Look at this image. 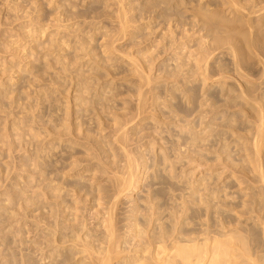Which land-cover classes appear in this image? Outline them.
I'll use <instances>...</instances> for the list:
<instances>
[{
	"label": "rangeland",
	"instance_id": "374dc122",
	"mask_svg": "<svg viewBox=\"0 0 264 264\" xmlns=\"http://www.w3.org/2000/svg\"><path fill=\"white\" fill-rule=\"evenodd\" d=\"M230 1L0 0V264H101L107 213L104 264H264V0Z\"/></svg>",
	"mask_w": 264,
	"mask_h": 264
},
{
	"label": "bare ground",
	"instance_id": "6f19581e",
	"mask_svg": "<svg viewBox=\"0 0 264 264\" xmlns=\"http://www.w3.org/2000/svg\"><path fill=\"white\" fill-rule=\"evenodd\" d=\"M230 2L233 4V6L236 5L233 0H231ZM260 9H262V7ZM242 59L243 56L240 53L235 55V60L238 64ZM203 70H205V65L203 67ZM254 147H256L255 142ZM131 179L133 178L129 177L127 181L122 180L117 183L109 196V200L112 201V204L118 201V198L121 196L122 192L131 184ZM102 222L106 223L105 235L107 240L106 249L103 256L101 257V264H104L106 261L108 262L110 260V257L107 256V253L108 248L111 247V243L113 244L114 242L112 237L116 232V228L112 223L111 213H107ZM262 230L264 233V220L262 221ZM222 256L224 257L223 261L220 260L217 242H212L206 250H196L195 253H192L184 248L177 251H171L160 245H154L152 250H147L146 255L142 253V258L149 260L148 264H203L205 259L206 264H230V261L227 258L226 250L222 253ZM249 263L255 264L254 261Z\"/></svg>",
	"mask_w": 264,
	"mask_h": 264
}]
</instances>
